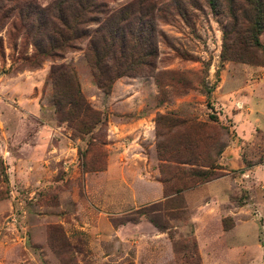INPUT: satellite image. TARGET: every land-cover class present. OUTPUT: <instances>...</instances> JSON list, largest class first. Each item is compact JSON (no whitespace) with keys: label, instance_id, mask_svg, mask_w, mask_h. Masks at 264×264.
<instances>
[{"label":"rangeland","instance_id":"1","mask_svg":"<svg viewBox=\"0 0 264 264\" xmlns=\"http://www.w3.org/2000/svg\"><path fill=\"white\" fill-rule=\"evenodd\" d=\"M55 1L0 0V264H264V32L257 64L222 60L224 16L202 0H150L153 66L105 93L88 41L139 0H102L79 26L87 38L34 64ZM53 68L73 72L103 128L83 134L57 116ZM160 116L214 126L221 152L202 151L214 179L175 182Z\"/></svg>","mask_w":264,"mask_h":264},{"label":"trees","instance_id":"2","mask_svg":"<svg viewBox=\"0 0 264 264\" xmlns=\"http://www.w3.org/2000/svg\"><path fill=\"white\" fill-rule=\"evenodd\" d=\"M197 6L195 0H190ZM214 15L224 16L222 60H237L258 63L250 59L252 49L263 50L259 35L264 32V0H202ZM55 21H52L49 49L33 44L32 62L37 64L43 56H55L54 52L70 48L71 41L87 36L80 25L88 22L95 14H103L102 0H56L53 3ZM114 12L102 30L98 29L87 44L86 56L97 87L109 93L116 79L138 75L140 70L153 66L156 56L154 25L155 5L150 0H139ZM184 17L185 12L179 13ZM87 38V37H86ZM58 49V50H56ZM264 61V53H263ZM53 104L60 117L73 130L88 134L96 128H103L106 120L89 107L84 106L77 81L72 71L53 68ZM159 158L165 161L175 182L185 184L188 180L196 183L214 179L215 161L202 151L219 156L214 139V126L174 116H160L156 122ZM159 129V130H160Z\"/></svg>","mask_w":264,"mask_h":264}]
</instances>
